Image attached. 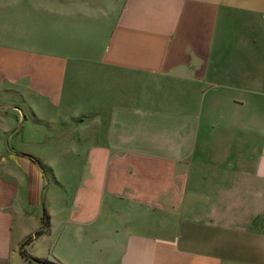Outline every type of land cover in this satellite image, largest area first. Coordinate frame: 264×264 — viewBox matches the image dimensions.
<instances>
[{
  "label": "crops",
  "instance_id": "obj_1",
  "mask_svg": "<svg viewBox=\"0 0 264 264\" xmlns=\"http://www.w3.org/2000/svg\"><path fill=\"white\" fill-rule=\"evenodd\" d=\"M71 1L0 76V264H264V0Z\"/></svg>",
  "mask_w": 264,
  "mask_h": 264
},
{
  "label": "rangeland",
  "instance_id": "obj_2",
  "mask_svg": "<svg viewBox=\"0 0 264 264\" xmlns=\"http://www.w3.org/2000/svg\"><path fill=\"white\" fill-rule=\"evenodd\" d=\"M59 1H61V3H58L59 5L66 4V1H70L73 7L70 9V12L73 14L82 12V10H84L80 8L83 6L76 4L80 2H74L71 0ZM101 1L104 0H94L92 2L99 3ZM36 2L39 1L0 0V76L3 75L8 79L7 75L16 67L21 69V71H26L27 68H31L33 64H41L42 57L40 54L32 53V51H30L33 49V47H53V49L60 51L64 48H72V41L74 40H76V42L87 41L85 40L86 37L83 35L82 37H70V35H68L66 38L65 29L63 28V24L61 22H59L57 26L53 28L47 27V23L45 24L44 22L45 19L42 18V15L46 16V9L48 8L46 6V0H42L43 5L39 7ZM63 7L64 6H59L55 9L58 11L56 14H54L55 17H60L63 15L61 14L62 10L65 9ZM81 15L82 14L79 16ZM70 43L71 47H66L69 46ZM12 86L13 85L5 82L0 84V111L2 112L11 109H17L20 112L22 111L19 105H14L16 101L13 100L12 96H14V98L18 97L20 98V101L24 102V88L18 89L19 92H15L13 89L15 86ZM24 103H21L23 108ZM4 113L7 114L6 112ZM24 140L25 142L23 147L27 146L29 148V152H33L34 149L35 151H38L37 148L34 147L35 144L28 140L27 136L24 137ZM12 145H16V141L14 139L9 140L10 148ZM49 155L51 156V154ZM65 156L67 159H69L72 154L65 153ZM80 157L82 159L84 158L83 155H80ZM42 158L44 159V157ZM64 172L67 174L68 169L64 170Z\"/></svg>",
  "mask_w": 264,
  "mask_h": 264
},
{
  "label": "trees",
  "instance_id": "obj_3",
  "mask_svg": "<svg viewBox=\"0 0 264 264\" xmlns=\"http://www.w3.org/2000/svg\"><path fill=\"white\" fill-rule=\"evenodd\" d=\"M42 230H43V229H39V230H37L33 236L31 235L27 240H25L24 244L21 246L20 252H21V254H22L24 257H26L27 259L31 260V262H37V263H39V264H47V263H44V262H38L36 259L32 258V256H30V255L26 252V250L24 249L25 245H26L27 243H29L31 240H33L34 237L39 236Z\"/></svg>",
  "mask_w": 264,
  "mask_h": 264
}]
</instances>
